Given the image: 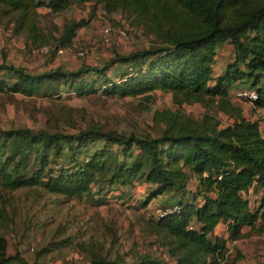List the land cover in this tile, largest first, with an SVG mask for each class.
<instances>
[{"label": "trees", "instance_id": "16d2710c", "mask_svg": "<svg viewBox=\"0 0 264 264\" xmlns=\"http://www.w3.org/2000/svg\"><path fill=\"white\" fill-rule=\"evenodd\" d=\"M87 2L106 14L126 13L129 28L152 35L153 43L127 54L112 53L103 65L82 64L74 70L29 71L1 60L0 93L39 98L99 90L105 96H140L148 102L152 93L161 91L170 95L175 108L154 110V135L97 128L70 134L0 128V192L41 186L48 194L86 196L98 205L117 199L113 189L121 195L139 180L148 189L132 201L153 237L149 244L160 255L171 264H235L241 255L231 257L226 241L264 232V0H0V16L30 53L46 45L50 55L70 49L87 21L69 19L51 30L39 24L37 8L58 15ZM223 44L232 48V62L214 77L212 64ZM111 66H116L114 73L122 69L117 80L107 74ZM237 82L257 94L246 102L253 110L250 116L233 103ZM183 104L213 109L228 121L222 125L208 112L192 118L179 109ZM191 179L195 186L188 190ZM248 188L252 203L242 196ZM162 194L179 198L160 202L159 208H177L154 216L146 206ZM3 197L0 226L8 228L11 219ZM219 222L225 226L223 238L212 236ZM89 241L77 244L84 264H124L127 252L109 256L100 242L95 248L94 240ZM5 246L0 235V264H27L6 255ZM45 250L36 252V261ZM159 254L134 252L130 264H160Z\"/></svg>", "mask_w": 264, "mask_h": 264}, {"label": "rangeland", "instance_id": "374dc122", "mask_svg": "<svg viewBox=\"0 0 264 264\" xmlns=\"http://www.w3.org/2000/svg\"><path fill=\"white\" fill-rule=\"evenodd\" d=\"M75 7L81 11L58 15L38 12L39 24L51 30L53 26L60 27L69 19L79 20L85 14V18H82L87 21L85 27L77 30L72 47L61 54H31L23 47V38L11 34V25L0 16V61L29 71L41 72L56 67L74 70L82 64L103 65L112 53L127 54L133 50L150 47L154 41L152 35L145 34L141 29H130V17L128 18L126 13L105 15L98 8L91 13L88 12L90 6L87 12L85 7ZM105 27L111 29V38L106 44L102 41L101 33ZM125 27L127 40H117L116 31ZM52 35H56L55 32ZM78 52H83L82 56L76 55ZM232 56L231 47L226 44L219 46L212 64L213 73L218 74L226 63L232 62ZM114 68L116 66L108 68L107 74L117 80L122 69L114 73ZM89 75L86 74V79H89ZM233 103L240 107L244 115L252 114L253 110L249 104L234 99ZM162 108L175 107L171 103L170 95L161 91L152 93L148 102L140 96H105L99 90L84 95L67 91L39 98L17 94L6 96L0 93V128L25 126L34 130H58L63 134L97 128L123 134L154 135L156 131L152 127L151 116L154 110ZM179 109L192 118H199L204 112H208L222 125L228 121L226 115L213 109L206 110L199 104H183ZM192 184V181H188L187 188H191ZM104 186L101 184L103 193ZM91 190L94 192L96 187ZM143 190L142 182L136 180L128 184L121 195L117 189H113L117 199L108 198V202L97 203L98 205L86 196L67 199L48 194L41 186L0 192V195L4 196L6 210L11 219L8 228L0 226V235L6 243V255L17 259L16 261L21 259L27 264H84L85 254L77 250V244L90 242L89 240H94L92 242L95 244L92 245L95 248L101 243V246L109 251V256L127 252L123 255L124 264L131 263L134 252L148 251L157 255L159 249L149 244L153 237L144 230L147 228L145 218L140 208L138 209L132 201L141 199L138 195ZM168 196L170 200L177 198L174 195ZM249 199L252 203V194ZM160 202L163 201L152 200L147 208L150 210ZM217 232L219 237L223 236V231ZM134 243L136 244L133 245ZM225 246L231 257L236 256L237 252L241 255L235 264H258L264 260V236L256 238L255 234H251L236 241H226ZM43 247L47 250L40 254L36 261L35 254ZM159 256L160 264L172 263L166 256Z\"/></svg>", "mask_w": 264, "mask_h": 264}, {"label": "built area", "instance_id": "2783aa9c", "mask_svg": "<svg viewBox=\"0 0 264 264\" xmlns=\"http://www.w3.org/2000/svg\"><path fill=\"white\" fill-rule=\"evenodd\" d=\"M110 32H111V29L108 28V27H105V28L102 29V32H101L102 33V41L104 42V44H106L110 40V38H111ZM116 36H117V40H119V41L127 40L128 37H127V34H126V27L118 29L116 31ZM48 51H49V47L46 46V45H43V46H40L38 48L32 49L31 50V54H34V55H45V54L48 53ZM62 52H64V51L61 50V49H57L55 51V53H57V54H61ZM82 53L83 52H78L76 55L82 56ZM231 96H232V99H234V100H242L245 103L246 102H250L252 100H255L257 98V94H256L254 89L241 88V87L234 88L231 91ZM250 194H251V189L248 188V190L246 192L242 193V196L249 199L250 198ZM176 208H177L176 206H173L171 208H165V210H162L158 206H153V208L150 209L149 211L154 216H162V215H165V214L171 212L173 209H176ZM146 209H148L147 206H146ZM189 228H191V226Z\"/></svg>", "mask_w": 264, "mask_h": 264}, {"label": "crops", "instance_id": "0c3cea01", "mask_svg": "<svg viewBox=\"0 0 264 264\" xmlns=\"http://www.w3.org/2000/svg\"><path fill=\"white\" fill-rule=\"evenodd\" d=\"M77 7H81V8H83V7H85V11L87 12L88 11V6H90V10L88 11V12H95V10L98 8L99 10H100V12H102V13H104V11H103V9L100 7V6H93L92 5V3H89V2H87V3H83V4H80V5H76ZM39 8H41L42 9V11H41V9L39 10ZM81 11V10H78V9H76V7L73 5V6H71L68 10H66L65 12H74V11ZM48 10H47V8L46 7H44V6H39L38 8H37V12H47ZM65 12H63V13H65ZM63 13H61V14H63ZM113 13H115V12H113ZM105 15H109V14H106V13H104ZM110 14H112V13H110ZM93 16V15H92ZM81 18H85V14L81 17ZM228 46V45H227ZM228 47H230V46H228ZM233 50H232V48H231V53H232V55H233V52H232ZM233 57V56H232ZM223 70H224V68L222 69V70H220L219 72H218V74H216V73H213V71H212V75L214 76V77H216V76H218V75H220L222 72H223ZM235 86L236 87H243V85H241V83L240 82H237L236 84H235ZM3 129H8V128H3ZM190 181H192V183H194L195 182V180L194 179H191ZM133 182V181H132ZM195 186V185H194ZM193 186V187H194ZM193 187H191L192 188V190H193ZM142 188H144V190H143V192L142 193H140L138 196H140V197H142V195L144 194V192H145V190L147 191V189H148V185H146V184H144L143 182H142ZM191 188H188V190L189 189H191ZM159 199H160V201H168V203L169 202H172V200H170V198H169V196H167V194L165 195V194H162V195H158L157 197H155V199H154V201H159ZM162 199V200H161ZM219 229V230H218ZM217 231H223V236H222V238L223 237H225L226 236V232H225V226H224V224H222L221 222H219V223H217L216 224V226L213 228V230H212V236L213 237H219V233L217 232ZM247 231V228L246 227H243L242 229H241V232L242 233H244V232H246ZM251 234H255V237L256 238H261L262 236H264V232H262V233H260V234H257V233H251ZM249 236V235H248ZM230 254V253H229ZM264 261V260H263ZM262 261V262H263ZM258 262V261H257Z\"/></svg>", "mask_w": 264, "mask_h": 264}]
</instances>
